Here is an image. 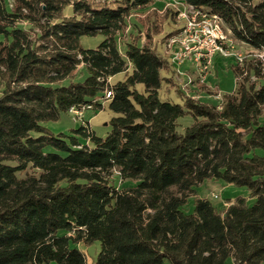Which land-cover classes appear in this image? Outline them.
I'll use <instances>...</instances> for the list:
<instances>
[{"label":"trees","instance_id":"1","mask_svg":"<svg viewBox=\"0 0 264 264\" xmlns=\"http://www.w3.org/2000/svg\"><path fill=\"white\" fill-rule=\"evenodd\" d=\"M154 1L0 0V264H86L77 245L93 242L92 264H264V63L233 67L243 81L221 109L180 90L181 103L161 101L174 84L169 61L116 40L130 12ZM183 1L264 50V0ZM99 35L95 48L81 46ZM79 68L86 78L62 86ZM103 103L113 114L104 137L83 124L69 134L42 125ZM114 172L132 185L113 186ZM211 180L245 188L253 204L237 197L221 213L194 197L186 211Z\"/></svg>","mask_w":264,"mask_h":264},{"label":"rangeland","instance_id":"2","mask_svg":"<svg viewBox=\"0 0 264 264\" xmlns=\"http://www.w3.org/2000/svg\"><path fill=\"white\" fill-rule=\"evenodd\" d=\"M176 1L177 0H155L145 8L130 12L128 17L125 18L126 26L116 35L117 44L121 47V43L135 40L139 45L147 44L151 48H158L157 51L161 53L160 56L169 61L170 53L167 47L168 39L181 25L177 20L174 8ZM259 1L260 0H253L255 4ZM86 2L93 8L113 5L116 7L114 0H86ZM169 9H171V11H169ZM63 15L71 16L72 8L66 6L63 9ZM24 26L26 28L29 27L28 24H24ZM171 31L173 32L172 34H170ZM101 41L102 36L100 35L96 37L80 38L81 46L86 49L95 48ZM234 46L235 51L241 53L247 60L252 58L256 53L238 41L234 42ZM169 64L171 65L170 61ZM235 65H237V62L232 56L222 57L215 55L208 73L199 76L194 70L192 63L185 62L181 69L186 75L179 82V80L175 78L174 73V84L164 83L163 88L159 91V99L161 101L181 103L180 94L182 93L186 97L218 107L221 105L223 95L234 92L239 85L242 84L244 76L235 78L233 71ZM86 76V70L79 68L72 78L65 79L61 85L68 86L70 82H82ZM118 77H116L113 82L117 80ZM187 80L191 81L190 84L188 87L185 85V87L182 88L181 85H184V81ZM250 82L258 83L259 81L252 76ZM260 82H264V80ZM137 88L141 92L143 91L142 85H138ZM178 90H180L181 93ZM83 113H85L84 116L82 114L80 117H75L69 112L61 113L57 121L44 122L42 125L54 134H69L72 130L79 128L81 124L86 125L88 128L90 127L98 137H104L109 132L110 125L108 123L113 114L108 110L106 103H103L102 106L97 109H86ZM87 121H89V123H87ZM178 123L179 131L182 132L185 127L192 123V118L189 115H185L179 119ZM111 184L118 189L132 185L130 182H124L119 179L116 172L113 173ZM213 195L216 197H213ZM194 197L208 199L221 213H223L237 197L245 199L247 205H252L254 202V199L249 196V192L245 188L215 180L205 181L196 188V192L189 198L188 204L185 206L186 211L192 210ZM77 246L84 253L86 264H92L99 251V243L93 242L90 245L79 243ZM224 264H233L232 258H228Z\"/></svg>","mask_w":264,"mask_h":264},{"label":"built area","instance_id":"3","mask_svg":"<svg viewBox=\"0 0 264 264\" xmlns=\"http://www.w3.org/2000/svg\"><path fill=\"white\" fill-rule=\"evenodd\" d=\"M176 17L181 24L177 31L168 39L169 61L175 70V78L180 80L186 75L181 69L185 62L192 63L194 70L199 76L208 73L212 60L215 55L222 57L232 56L238 65H242L245 58L241 53L235 51L234 42L236 41L230 31L225 29L222 19L215 14H208L202 9L196 8L177 0L174 5ZM254 60L264 63V50L254 51ZM186 78V77H185ZM187 82V83H185ZM190 80L184 81L188 87ZM107 91L105 98L110 97ZM221 105L218 109H221ZM90 106L76 108L71 107L68 112L75 117H80ZM213 197H216L213 195Z\"/></svg>","mask_w":264,"mask_h":264},{"label":"crops","instance_id":"4","mask_svg":"<svg viewBox=\"0 0 264 264\" xmlns=\"http://www.w3.org/2000/svg\"><path fill=\"white\" fill-rule=\"evenodd\" d=\"M116 77H118V76H116ZM116 77L114 78V79H116ZM121 77H120V75H119V77H118V79H120ZM106 105H107V103H106ZM84 114L85 113H83V116H84ZM89 119H91V118H89ZM87 123H89V121H87ZM89 126H90V124H89ZM90 128V127H89ZM91 129V128H90Z\"/></svg>","mask_w":264,"mask_h":264}]
</instances>
